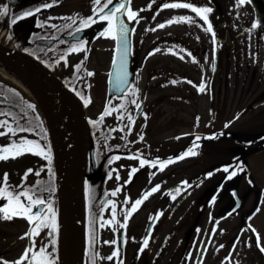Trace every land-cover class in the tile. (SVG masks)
Here are the masks:
<instances>
[{
	"label": "flooded vegetation",
	"instance_id": "af4514ba",
	"mask_svg": "<svg viewBox=\"0 0 264 264\" xmlns=\"http://www.w3.org/2000/svg\"><path fill=\"white\" fill-rule=\"evenodd\" d=\"M39 2L40 0H0V6L9 5L7 13H0V34L5 30L4 34L7 36L9 29H11L13 35L11 39H8L7 45L36 59L39 57L37 60L47 66L55 67V70H64L62 76L66 83L76 85L79 91H86L85 87H82L85 84L82 71L85 68L91 70L89 61L92 56L97 58L98 52L104 53L106 51V47L99 45V42L108 38L100 35L89 46V41L95 33L92 27L97 26L96 24H101L100 27H102L106 21H96V23L82 30L84 33L82 38L87 41V50L85 52L84 49H81L80 52L68 54V65L64 66V62L59 60V56L62 54V49L69 46L72 37L66 34L69 29L58 31L53 29L51 24L54 23L59 28L61 24L70 23L69 20L62 19L65 15L87 16L91 14L92 0H60L51 8L41 9L38 14L33 13L27 17L22 16L18 20L15 19L16 14L22 10L36 7ZM101 2L103 3V0ZM115 2L118 0H113V3ZM163 2L166 0L155 1L152 4L151 11L154 14L150 16V19L145 14V18H141L139 22L132 20L134 22L132 38L134 75L131 82L140 89L137 99L142 105L137 111L135 105L128 103V109L135 115L132 131L128 132L127 128L124 131L115 128L116 124L121 123L116 119L117 110L107 115L102 124L96 126L90 124L92 130L101 127L100 129L107 133L109 128H115L113 133L116 135V144H121L122 147L117 149L120 158L112 162L111 168H104L105 166L101 167L99 162L100 153H97V162L96 158L92 157L91 144H89L86 178L88 180L95 178L94 183L98 187L100 173H104L106 176L109 169L113 170V174L116 170L120 174L117 183V185H121L120 192L130 188L132 183L138 184L144 180L142 182L143 188L133 194L127 206L123 204L124 196H119L118 209L130 207L133 200L156 183H160L161 187H164L176 177H180V180L173 185L170 184L164 195L160 196L157 203L160 204L164 200L165 207L144 205L152 195L156 203L158 193L163 191L160 188L155 193H150L137 210L132 213L126 228L116 224L109 225L107 219L104 221L105 227L100 228V221L97 219L95 247L99 255L96 264H117L115 257L112 260L107 259V256L112 253L117 245L102 243V241L113 239L118 240L119 257L122 264H197L198 260L201 261V264H264V251L261 250L264 247V221L254 222V219L259 215H262L261 217L264 219V213L261 210L254 215L255 204L253 206L252 203L248 204L247 192L241 195L239 188L240 179L246 175L249 194L258 192V197L264 198V186H257L253 182L247 161L252 155L253 144L237 143L235 138L230 136L228 139L224 138V143L229 142V144L224 145L223 143V148H221V134L233 132L230 130V126H224L225 129L229 130L222 131L220 125L222 115L239 112V117H241L245 113L257 112L260 106L254 107V103L264 101V90L257 94L254 99L250 98V93H237V86L241 90L247 89L249 86H253L256 80L260 81L264 76V62L262 63L264 45H253L251 38L253 31L260 34L259 28L249 32L251 22L245 27V30L234 33L236 30L233 29L230 19L234 11L230 7L222 4L221 0H192L199 5L209 4L213 7V12L209 16L217 36L214 44L211 33L206 32L199 24L174 21L162 28H155L157 23H162L173 15L191 14L196 17L194 12L183 7H167L165 15L161 17L162 8L159 5ZM245 3L255 7L253 11H255L256 18L264 21V0H245ZM50 16L53 18L50 23L44 24L43 27L37 26V19L43 22ZM153 17L155 18L153 19ZM196 19L200 20L201 24L203 23L201 18L196 17ZM10 20H14L11 25H9ZM34 33L35 35H33ZM197 37L199 38L197 39ZM242 38H244L245 47H243ZM41 40H53L54 42L51 46H47L41 44L39 42ZM230 41V46H226ZM176 45L181 47L176 48ZM168 47H173V52H167ZM24 48H28L29 51L25 52ZM153 48L159 50L149 56L148 53ZM185 48L190 50L198 60L193 61L187 52L183 51ZM240 50H244L246 61H231V52L235 58V54ZM178 51L181 53L179 56L176 54ZM113 54L114 47L111 53V61ZM226 55H229L228 61L225 60ZM45 61L49 63H45ZM80 61H83L82 68L76 70L73 65ZM96 62L98 61L96 60ZM212 63H215V69L212 68ZM74 73L78 74L80 78L77 79ZM87 80H90L88 74ZM173 80L176 83H172ZM189 80L194 83H189ZM201 80L206 82V90L203 92L197 88ZM250 100L253 102L248 105ZM119 102L118 99L113 102V105ZM105 104L106 101L99 113ZM261 106H264V103ZM145 112L148 113L147 118L144 116ZM259 113L263 119L264 110ZM97 117L98 115L90 118L96 119ZM123 123L125 125L128 123L126 116L123 118ZM141 132L144 134L143 140L137 139V134ZM209 133H216V136L209 137ZM122 136H126L127 139H121ZM197 136L200 137L199 148L196 150L198 154L170 162L162 170H158V163L155 166H139L137 157L127 155L129 152H135L139 149L147 159H154L157 156L165 159L185 150ZM243 144H246L247 147L243 148ZM242 150L244 151L243 156L238 158V154ZM222 153L224 161L220 163ZM16 160L18 158L0 159V165L9 164ZM225 164H231L234 167L239 165L243 171L237 172L234 177L225 179L227 174L221 169V165ZM130 166H138V171L133 173L132 180L128 184H124V180L128 179ZM194 166H200V168L193 170ZM31 167L33 168V165ZM26 168L28 166L25 168L13 166L9 170L6 167L0 173V181H2L3 173L7 172L9 177L7 183L13 186L20 185ZM208 171H212L213 175L205 176L204 174ZM152 172H155L154 176H150ZM37 179L43 181V173L39 177L34 173H29L24 184H33ZM184 179L190 182L189 186L180 185L179 182ZM221 184L223 185L222 188L219 187ZM177 186L182 189L179 193L174 192ZM233 187L238 188L242 204L237 210L228 214L236 203L231 194ZM218 188L219 193L216 200L212 201V195ZM168 190H172V193L170 194ZM172 194L176 195L175 200L172 199ZM4 202L0 198V204ZM92 209L96 210L95 206ZM143 210L150 216L161 210L162 213L165 212V215L161 219L157 217L154 223H152L153 220L141 222L139 215ZM123 215L122 211L119 212L117 220L122 221ZM104 216L110 218V205L105 208ZM164 219L166 221L163 223ZM0 220V257L15 261L24 247L30 243L28 237H22V233L28 231L29 223L23 217H13L12 219L0 217ZM249 226L255 228L259 233V244H257L256 232H253ZM114 227L117 229L116 231H113ZM213 227L216 228L215 233L211 231ZM220 229L224 231H220ZM47 231V229L41 230L40 235L36 238L38 244L42 239H50L45 235ZM124 232H126V242L120 235ZM145 235L150 236L149 245L144 247L142 252H138ZM11 236L15 237L10 239ZM237 237L239 240L236 239ZM6 239H10L9 242ZM56 240L57 264H60L59 230L56 234ZM233 244L236 245L235 249L232 247ZM219 245H223V247L220 248ZM201 249L206 250L201 252ZM86 251L88 253L86 264H92L90 258L92 250L89 248V243H87ZM189 252L192 253L190 258L186 255ZM229 255L230 259L225 260V256Z\"/></svg>",
	"mask_w": 264,
	"mask_h": 264
},
{
	"label": "snow or ice",
	"instance_id": "6c2138e0",
	"mask_svg": "<svg viewBox=\"0 0 264 264\" xmlns=\"http://www.w3.org/2000/svg\"><path fill=\"white\" fill-rule=\"evenodd\" d=\"M60 0H40L36 7L29 8L28 10H22L19 14L15 15V19L18 20L22 16L27 17L32 15L33 13H39L41 9L51 8L54 4H58ZM154 2V0H153ZM245 0H236L237 5H244ZM146 7L151 8L152 3L146 5ZM160 8H179L183 7L186 9H190L192 12L196 14V17L201 18L203 23H200V20H197L191 14H182V15H173L169 19L164 20L162 23H157L155 28H162L164 25H170L174 21H187L189 24H199L204 30L208 33H211V39L215 44L217 36L213 26V23L210 19L209 14L213 12V7L209 4L199 5L196 2H192V0H166L159 5ZM9 10L8 4H3L0 6V13H7ZM141 9H133L131 6V0H118V2L113 3V0H92V11L91 14L87 16H81L79 14L74 15H65L62 19L69 20L68 24H61L58 28L56 24H51L53 29H57L58 31L69 29L66 34L69 37H72L71 42L68 47L62 49V54L59 56V60L64 62V66L68 65V54L73 52H80L81 49H84L85 52L87 50V41L79 36V33L89 27L91 24L96 23V21H106L107 24L103 28V31L100 33L103 37L112 38L115 41V54L112 57L111 65L112 69L109 73L110 79L113 82L112 86L115 88L117 92H123V95L118 97L119 103L113 105L111 99L107 101L103 110L98 114L96 119L89 118V123L93 126L102 124L104 122V118L107 115H110L114 110L116 111V119L121 121L115 125V128H119L121 131H124L127 128L128 132L132 131V125L135 121L134 113L128 109V103L135 105L137 111L141 108V102L137 99V94L140 92V89L135 85V83L130 82L128 67H127V56L129 49V27L125 22V15L128 21L136 20L139 22L141 17L139 16V11ZM155 17H153L154 19ZM53 18L50 16L47 20L41 22L39 19L36 20V24L39 27H43L44 24L50 23ZM14 23V20L9 21V25ZM206 25V27H205ZM260 27H264V22L260 19H255L252 21L251 27L248 29L249 32L256 30ZM155 30V29H153ZM134 31V29L132 30ZM13 33L11 29H9L8 35L5 39H11ZM35 35V33L33 34ZM199 37H197L198 39ZM176 48H180V45H176ZM159 49L153 48L148 55H152V53L157 52ZM173 47H168L166 49L167 52H173ZM25 52H28V48H24ZM184 52H187L188 56L191 57L193 61H197L198 58L192 54V52L188 49H183ZM178 56L181 53L178 51L176 53ZM35 55V53H33ZM86 58V56H85ZM183 58V57H182ZM39 59V57H37ZM45 63H49L45 61ZM83 61L77 62L73 65L76 70H80L82 68ZM215 63H212V68L215 69ZM84 71L88 75H94V72L84 69ZM76 78L79 79V75L75 74ZM139 79V77H137ZM187 79V78H183ZM172 83H176L175 80ZM189 83H194L189 80ZM205 81L201 80V82L197 85L199 91L203 92L206 90ZM68 86L72 89L76 96L83 101L84 105L87 106L90 103V96L86 95L83 91L77 90L70 83ZM85 87H88L85 84ZM13 92H16V89H12ZM2 95V94H0ZM18 111H12L11 109H5L0 111V116L4 117L0 119V136H8L9 142L0 144V159L7 160L8 158H16L21 156L24 153H31L34 155H39L48 163L43 167L47 169V174L49 176V180L42 181L37 179L33 184H24V180L27 179L29 173H34L37 177L40 175L41 169H33L32 167H28L25 169L23 178L20 185H10L7 183L8 181V173L4 172L2 181H0V198H2L5 202L0 204V217L12 219L13 217H23L26 218L29 223L28 231L22 233V237H28L30 243L24 247L22 253L15 261L5 260L3 257H0V261L2 264H57L58 257L56 255L57 249L55 247L57 240L56 234L59 230L58 220H57V210L54 204V196L52 193L55 191V187L52 183V178L55 175L53 166H52V149L51 145L47 142V137L42 136L37 133L38 138H31L28 135H17L20 132H28V133H36L37 127L42 129V132H46V129H43V122L40 121L39 113H35L32 116L29 112L35 111L36 105L32 102L27 103V109L24 107L17 105ZM148 113H144L145 118H147ZM127 117V124L123 123V118ZM9 117L11 119H9ZM198 120V118H197ZM34 121H38L36 127H33L32 124ZM227 123H231L228 121ZM115 128H109V135L115 131ZM209 137H215L216 133H209ZM144 134L138 133L137 139L143 140ZM121 139H127L126 136H122ZM43 140V143L41 142ZM200 137H195L192 144L188 146L185 150L181 151L177 155H170L165 159H161L159 156L154 159H147L144 155L137 149L135 152H129L127 155L132 157H137L139 159V166L150 165L155 166L157 163L159 164V169L162 170L165 165L169 164L173 161H179L185 157H189L192 155L198 154L196 151L199 148ZM105 144H107V139H105ZM112 147L119 149L122 147L121 144H115ZM119 154H114L110 156L107 160V164L111 165L114 160L119 159ZM124 167V165H121ZM223 171L227 174L225 179L234 177L237 175V172L243 171V168L239 165L233 166L231 164L221 165ZM229 169H232L231 171ZM138 171V166H130V171L128 172V179L124 180V184H128L132 180L133 173ZM107 177L111 178L113 175V170L109 169L106 173ZM155 172L150 173V176H154ZM205 176H212L213 172L208 171L204 174ZM116 179H120L119 172H116ZM180 185L189 186L190 182L187 179L181 180ZM87 184V182H86ZM219 187H223L221 184ZM161 188L160 183H156L150 189L145 190L143 194L133 200L130 204V207H122L121 209L117 208L116 201L108 198L109 192L113 196L116 193L120 192L121 185H117V187L106 190L104 192L105 199L100 203L95 205V209L93 210L90 206L89 211V228H88V243L89 248L92 250L90 254V258L92 260V264H96L97 257L99 253L96 250V237H97V219H99V227L104 228V221L107 219V224L109 225H119L120 227L126 228L129 217L133 212L137 210V208L141 205L146 197L149 196L150 193H155L158 189ZM181 187L177 186L174 190L175 193H179L181 191ZM85 191L89 194L90 200H95L96 198L92 195L91 186L86 187ZM170 194L172 190H168ZM44 192H47L48 195H44ZM233 196H236L235 191H233ZM172 199H176V195L172 194ZM130 197L125 195L123 204L127 206L129 204ZM212 201L216 200V196H212ZM110 205L111 206V216L110 218H106L104 216L105 208ZM259 209H257L258 211ZM123 212V220L118 221L117 216L119 212ZM162 214L161 211H157L154 215L149 216V220H155ZM251 228V226H249ZM47 229L48 231L45 233L47 237H50L48 240H41L40 243H37V237L40 235L41 230ZM117 229L114 227L113 231ZM253 232H256L257 244L260 243V235L256 231L255 228H251ZM199 231V229H197ZM213 233H215L216 228L213 227L211 229ZM220 231H224L220 229ZM123 240L126 242V232L120 234ZM135 239V237H133ZM149 235H145L143 237V244L138 249V252H142L144 247L149 245ZM239 240V237L236 238ZM102 243H111L113 245H117V247L112 251V253L107 256V259L112 260L114 257L117 260V264H122V261L119 257L120 247L117 239L102 241ZM51 245V248H49ZM220 248L223 245H219ZM233 249H235L236 245L233 244ZM206 249H201V252H204ZM264 251V247L261 248ZM189 258L192 256V253L189 252L186 254ZM103 258V257H101ZM229 256H225V260H229ZM197 264H201V261L198 260Z\"/></svg>",
	"mask_w": 264,
	"mask_h": 264
},
{
	"label": "rangeland",
	"instance_id": "374dc122",
	"mask_svg": "<svg viewBox=\"0 0 264 264\" xmlns=\"http://www.w3.org/2000/svg\"><path fill=\"white\" fill-rule=\"evenodd\" d=\"M155 1H164V0H154ZM153 0H132L131 6L133 9H141L139 11L138 14H140L139 16L141 18H145V14H147L149 16V19L151 18L150 16H152L154 13L151 11V8L146 7V5H148L149 3H154ZM222 4L228 6L231 8L232 11H234V13L232 14V16L230 17L231 19V24L233 29H235L236 31L234 33H237L238 31H243L245 29V27L247 25H249L253 20L257 19L256 15H255V11H253V9L255 7L251 6L248 3H244V5L240 6L236 4V0H221ZM260 9V8H258ZM161 17H163L166 13V8H162L161 9ZM249 22V23H248ZM264 22V21H262ZM260 34H258L256 31H253V35H252V39H253V45H264V27H260L259 28ZM244 38H242V44L243 47H245V41H243ZM231 41L226 45V46H230ZM99 45L105 46L106 47V51L103 52H98L97 53V58L94 56H92L91 60L89 61V67H91V71L94 72V75H92L90 82L88 83V87H89V96H90V104L89 106L86 108V112L88 114V116L90 117H96L99 114V111L102 109L105 100L107 98V72L109 69V59L111 56V51H112V47H113V39L112 38H104L99 42ZM110 53V54H109ZM233 52H231V61H236V62H244L246 61L245 58V52L244 50H240L237 54H235V58L234 55L232 54ZM228 56L226 55L225 60L228 61ZM96 60L98 62H96ZM264 62V60L262 61V63ZM64 73V70L62 69H57V74L62 75ZM263 78L259 81L256 80L255 84L253 86H249L247 89H240L237 86V93H250L252 99H254L256 97L257 94H259L260 92H262L264 90V76H262ZM0 79L6 80L8 82H11L15 85H17L15 82H13L10 79H7L3 76H1L0 74ZM20 87V86H19ZM251 90V91H250ZM177 92V91H174ZM253 102V100H250L248 102V105ZM257 112H252V113H245L243 114L241 117H239V112H231V114L229 115H222L220 118V125H221V130H229V129H225L224 126H230V130H232V132L234 133L235 137L239 140V141H244V142H249L251 140H255L256 138H258V142H264V118L261 119L262 117H260V111L264 110V106H260ZM43 115H41V120L42 122L45 124V126L47 127L49 133H51L50 136V140H51V145L55 151V156L54 159L52 160V166L54 167V162L56 161V157H57V152H59L62 155V158L65 159L66 156H68V153L70 152V148L66 147L65 150H60L58 151L55 147L54 144V131L52 130V124L49 123V121L46 119L44 112L42 113ZM206 115V113H205ZM43 118V119H42ZM228 121H231V123H227ZM39 123V122H38ZM37 125V124H36ZM35 125V127H36ZM251 126V127H250ZM41 130V128H39ZM34 136V134L32 135ZM260 136V137H258ZM229 142L224 143V145H228ZM223 145V143H222ZM254 146V145H253ZM252 146V147H253ZM18 160L16 161H12L9 164H2L0 165V173H2V171L5 170L6 167H8V169H12L13 166H17L20 168H25L27 167L29 164L33 165L34 169H41V170H45V172H47L46 168H44L43 166L46 165L48 162L46 160H44L42 157H40L39 155H34L31 153H24L21 156H18ZM17 158V157H16ZM224 161V155L223 153L220 156V163H222ZM248 164H249V168L251 171V175H252V180L253 182L257 185V186H264V149L262 150V152H257V153H252L251 157L248 158ZM38 167V168H37ZM217 167V166H216ZM200 168V166H194L192 169L193 170H198ZM180 180V177H176L173 179V181L168 182L166 184V186L161 187V190H163L161 193H158V199L155 203L154 200V196L152 195L145 203V206H149V205H157L158 207H165L166 203L163 202L158 204V200L160 198V196H163L165 191L167 190V187L170 184H175L177 181ZM144 181V180H143ZM143 181H141L138 184H134L132 183L130 188L124 189L123 192H120L119 194L116 193V195L114 196L115 200L119 198V196H124L128 195L130 198L133 196L134 193L138 192L139 189L143 188ZM116 184V182L114 183H110L109 186H114ZM247 176H243L240 181H239V188H240V194L243 195L244 193L247 192L248 195V199H249V203H252V206L256 203L259 204V206L262 208V213H264V203H257V196H258V192H253L250 193L247 191ZM138 190V191H137ZM179 200V198H178ZM248 202V200H247ZM264 202V201H263ZM165 211V210H164ZM167 211V210H166ZM165 215V212H163L159 218H163V216ZM179 215V214H178ZM140 221L141 222H147L149 221V214L146 213L144 210L140 213ZM262 215H259L256 219H254V222H261L264 221V219H262L261 217ZM1 221V220H0ZM14 230V228H13ZM12 231V230H11ZM15 231V230H14ZM13 232V231H12ZM15 236H11L10 239L14 238ZM10 239H6L7 242H9ZM6 242V243H7ZM6 243H4V245H6Z\"/></svg>",
	"mask_w": 264,
	"mask_h": 264
},
{
	"label": "water",
	"instance_id": "95a60500",
	"mask_svg": "<svg viewBox=\"0 0 264 264\" xmlns=\"http://www.w3.org/2000/svg\"><path fill=\"white\" fill-rule=\"evenodd\" d=\"M125 22L128 24V27L130 29L129 31V49H128V56H127V67L129 72V81H131V78L133 76L132 72V54H131V41H132V30H133V22L128 21L127 17L125 15ZM102 27L94 26L92 29L96 30L97 33L94 34L92 37V41L95 40L100 33L103 31ZM83 32L79 33V36L82 37ZM72 39V38H71ZM41 43H45L47 45H50L51 43L48 41H40ZM0 57H5L8 59H11L13 61H16L18 63H21L25 66H27L30 70L34 71L36 74H38L40 77H42L44 80H46L48 83H50L59 93L60 95H63L66 97V99L72 103L75 107H77L76 112V118L82 119L83 122V133L80 136V138L77 141H74L73 133L72 131L69 132L67 136L68 140V146L70 148L69 157L67 158L66 164L64 165L63 171L60 175V179H58V191H59V201H60V258H61V264H78L79 263V246H80V225L79 221H76V226L74 229V252H71L69 247L66 244V193L70 185L75 182L77 179V172L80 165V152L81 148L84 146V144L87 143V141L90 138L88 124L85 116V110L83 107L82 102L78 99V97L70 91L68 88L65 87V85L45 66H43L40 62L36 61L32 57H29L19 51H16L14 49H11L5 45H2L0 43ZM112 69V67H111ZM24 82L27 85V87L30 89L32 94L35 96L37 102L44 108H46V102L40 93V91L36 88L34 83L28 78H24ZM114 81H112L109 77V88H108V94L109 96L113 95H122L123 92H117L115 88L112 86ZM2 100L3 98L0 97ZM75 126L72 123L71 129H73ZM71 135V138L69 136ZM86 159V158H85ZM233 191H235L237 199V204L233 210H235L242 200L238 197L237 189L234 188ZM110 198V195L108 196ZM73 261H72V259Z\"/></svg>",
	"mask_w": 264,
	"mask_h": 264
},
{
	"label": "bare ground",
	"instance_id": "6f19581e",
	"mask_svg": "<svg viewBox=\"0 0 264 264\" xmlns=\"http://www.w3.org/2000/svg\"><path fill=\"white\" fill-rule=\"evenodd\" d=\"M0 74L15 82L28 93H30V89L26 86L24 78L28 77L34 83L46 102L44 111L49 123L52 124V130L55 134L53 140L58 151L65 150L67 147L66 139L70 131L73 133L74 141L79 138L82 132V122L81 119L76 118L77 107L70 103L65 96L60 95L51 84L27 66L5 57H0ZM72 123L75 126L73 129H71ZM69 138L72 139L71 135ZM62 155L57 152L54 163L58 177H60L65 165V159L62 158ZM84 160L85 155L82 152L77 179L70 185L66 193V240L70 248L73 246L76 221H79L80 232H82L83 227ZM81 244L82 238H80Z\"/></svg>",
	"mask_w": 264,
	"mask_h": 264
},
{
	"label": "trees",
	"instance_id": "16d2710c",
	"mask_svg": "<svg viewBox=\"0 0 264 264\" xmlns=\"http://www.w3.org/2000/svg\"><path fill=\"white\" fill-rule=\"evenodd\" d=\"M12 89H16V92H13ZM0 94H2V96L7 98V101L5 103L0 102V111L5 110V109H11L12 111H18V109L16 107L17 105H20V106L24 107L25 109H27V103L28 102H32L36 105V103L27 94H25L22 90H20L19 88H16L13 85L5 84V83L0 84ZM29 112L32 116H34L35 113H37L36 110L34 112L29 110ZM3 118L4 117L0 116V119H3ZM9 119H11V118L9 117ZM37 123H38V121H34L32 126L35 127V125ZM37 133L41 134L42 136H46L47 142L49 143L47 131L42 132V129L40 130L39 127H37V129H36V133L20 132V133H17V135H28L31 138H38ZM33 134H34V136H32ZM110 135L108 133H106V131L101 130L100 127L93 131V136L95 138V144H96L95 146H96L97 151H98V147L100 148V152L104 151L105 146L102 144L103 140H105L106 137H110ZM8 142H9L8 136H0V143H8ZM41 142L43 143V140ZM252 142H255V140H253ZM47 180H49V176L46 173L45 181H47ZM52 183L55 187V175L52 178ZM88 186H91L92 195L95 197L98 193L97 190L95 189V184L91 183V184H88L87 187Z\"/></svg>",
	"mask_w": 264,
	"mask_h": 264
}]
</instances>
